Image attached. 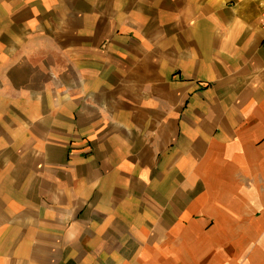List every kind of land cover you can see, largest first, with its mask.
<instances>
[{
	"label": "crops",
	"instance_id": "obj_1",
	"mask_svg": "<svg viewBox=\"0 0 264 264\" xmlns=\"http://www.w3.org/2000/svg\"><path fill=\"white\" fill-rule=\"evenodd\" d=\"M263 9L0 0V264H264Z\"/></svg>",
	"mask_w": 264,
	"mask_h": 264
},
{
	"label": "rangeland",
	"instance_id": "obj_2",
	"mask_svg": "<svg viewBox=\"0 0 264 264\" xmlns=\"http://www.w3.org/2000/svg\"><path fill=\"white\" fill-rule=\"evenodd\" d=\"M10 198L11 199L15 198V195L11 193H0V200L6 201ZM31 199H34V197H31Z\"/></svg>",
	"mask_w": 264,
	"mask_h": 264
},
{
	"label": "built area",
	"instance_id": "obj_3",
	"mask_svg": "<svg viewBox=\"0 0 264 264\" xmlns=\"http://www.w3.org/2000/svg\"><path fill=\"white\" fill-rule=\"evenodd\" d=\"M260 20L261 28L264 30V9L262 11Z\"/></svg>",
	"mask_w": 264,
	"mask_h": 264
}]
</instances>
